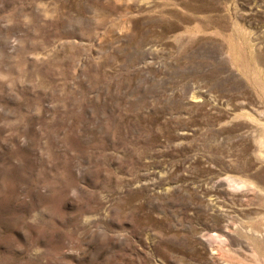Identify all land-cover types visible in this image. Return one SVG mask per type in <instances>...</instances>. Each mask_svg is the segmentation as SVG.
Here are the masks:
<instances>
[{
	"label": "rangeland",
	"instance_id": "1",
	"mask_svg": "<svg viewBox=\"0 0 264 264\" xmlns=\"http://www.w3.org/2000/svg\"><path fill=\"white\" fill-rule=\"evenodd\" d=\"M0 264H264V0H0Z\"/></svg>",
	"mask_w": 264,
	"mask_h": 264
}]
</instances>
